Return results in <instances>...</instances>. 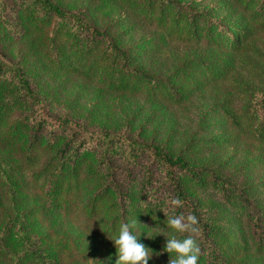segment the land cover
<instances>
[{"label": "trees", "instance_id": "1", "mask_svg": "<svg viewBox=\"0 0 264 264\" xmlns=\"http://www.w3.org/2000/svg\"><path fill=\"white\" fill-rule=\"evenodd\" d=\"M205 1L0 0V264H115L128 220L169 264L160 208L196 216L198 264L264 258V0Z\"/></svg>", "mask_w": 264, "mask_h": 264}, {"label": "clouds", "instance_id": "2", "mask_svg": "<svg viewBox=\"0 0 264 264\" xmlns=\"http://www.w3.org/2000/svg\"><path fill=\"white\" fill-rule=\"evenodd\" d=\"M169 204L172 209L183 206L179 198H172ZM160 209L166 215V228L173 232L172 236L159 232L166 236L163 251L170 254L169 264H198L201 249L197 242L199 228L196 216L192 214L185 216L183 213L169 215L164 208ZM136 225V220H128L120 223L115 236L108 234L116 248L115 264H148L151 259L153 252L139 242L141 232L137 234ZM185 233L187 235H183ZM156 235L152 236L147 232L148 237L155 238ZM177 235H182L183 238H177Z\"/></svg>", "mask_w": 264, "mask_h": 264}, {"label": "rangeland", "instance_id": "3", "mask_svg": "<svg viewBox=\"0 0 264 264\" xmlns=\"http://www.w3.org/2000/svg\"><path fill=\"white\" fill-rule=\"evenodd\" d=\"M218 0H206L205 1V4H207V5H213V4H215L216 2H217ZM182 43V42H181ZM255 46L257 47V49L258 50H260V52H263L264 53V35H262L256 42H255ZM188 49V47L186 48V47H184V45H183V43L182 44H180V43H176V42H171V43H169V44H167L166 45V47H165V50H163V54H164V56H163V58H165L167 55H175V57L176 56H183V54H185V52H186V50ZM188 52V51H187ZM255 56V55H254ZM254 56H252V57H254ZM256 60H258V57L256 56ZM258 62V61H257ZM260 63H262L261 61H260ZM172 63L170 62L168 65H171ZM157 68L160 66V65H155ZM62 79V77L61 78H59L58 79V81L59 80H61ZM71 84V86L74 88V84L73 83H70ZM86 99H82L81 100V102L83 103V104H85V103H87L88 101H90V100H86ZM138 100H140V99H138ZM138 100H136V101H138ZM89 103V102H88ZM56 108H57V105L54 103L53 105H52V109H51V111H55L56 110ZM62 107H61V105L59 104V108L58 109H61ZM67 112V109H66V107H64L63 106V114L62 115H65V113ZM170 113H171V116H172V118H174L175 117V111L174 110H171L170 111ZM86 114L87 113H84V115H83V117H81V119L79 120L78 119V117H75V116H73L72 115V117L75 119V120H79V121H82L83 120V118L86 116ZM188 115V114H187ZM187 115H185V117L186 118H188V116ZM177 117H176V119H175V121L177 122V123H180L182 126H185L187 123L184 121L185 119V117H184V114H182V113H179V112H177V115H176ZM184 119V120H183ZM174 120V119H173ZM98 126L99 127H101L102 126V123H100V124H98ZM93 126H90V128H92ZM187 127V126H186ZM98 128V127H97ZM182 128H184V127H182ZM93 129L94 130H99V129H96V128H94L93 127ZM150 130H149V132H152L153 130H155L153 127H150L149 128ZM115 130V129H114ZM118 130V129H117ZM156 130H158V129H156ZM159 131V130H158ZM136 132L137 131H135L134 133H130V134H132L133 136H134V134H136ZM211 146H212V144H209L207 147H204V149L208 152V153H211V152H217L218 154H220V155H222V156H224V157H232V156H236L237 155V158H240L241 157V155H242V152L244 151V149H246V147L244 146V145H241V146H236V145H230V146H228V147H224V148H217V149H211ZM220 150H221V152H222V154L221 153H219L220 152ZM237 150V151H236ZM248 151H249V153L250 152H252L254 149L251 147V148H248L247 149ZM247 150L244 152V154L245 153H248L247 152ZM198 193V192H197ZM208 196L210 197L211 196V194H208ZM214 196V195H213ZM72 219H73V224L75 225V226H78V228L81 230V231H83L85 234H87L88 236H94L95 235V233H91L92 231H94V230H92L93 228L92 227H87L86 226V220H85V218H83V216H81L80 215V212L79 211H76V212H74L73 214H72ZM98 234L96 233V236H97ZM97 239H96V241L94 242V239L91 241L90 239H89V242H92V247H94V248H92L95 252H98V250L100 249V251L102 252V254L100 253L98 256H104V257H106L107 255H108V252H107V249H108V246L109 245H103L102 243H100V241H99V238L98 237H96ZM91 255V253L89 252V251H87L85 254H80L79 255V258H82V259H86V258H88V262H89V264H92V262H93V260H94V257H92V256H90ZM75 257H77L78 258V254L77 255H75ZM157 264H160V260H157ZM255 264H257V263H255ZM258 264H264V258H261V259H259V261H258Z\"/></svg>", "mask_w": 264, "mask_h": 264}]
</instances>
